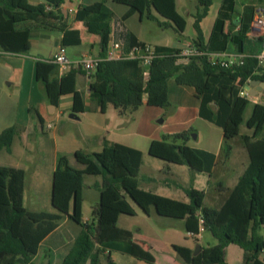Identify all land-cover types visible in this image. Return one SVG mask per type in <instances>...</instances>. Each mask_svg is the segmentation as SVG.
<instances>
[{
	"label": "trees",
	"instance_id": "trees-1",
	"mask_svg": "<svg viewBox=\"0 0 264 264\" xmlns=\"http://www.w3.org/2000/svg\"><path fill=\"white\" fill-rule=\"evenodd\" d=\"M114 2L128 7L121 21L136 12L140 19L145 17L155 21L159 27L172 28L180 36L185 30L186 22L177 12L175 0ZM197 2L202 11L197 12L194 18L192 44L207 53H224L231 45L235 53L245 55L242 65L223 69L200 57L180 65L176 57L178 49L154 46L156 57L147 69L134 59L102 61L89 75L98 84L95 90L90 89V97L98 105H108L115 110H136L146 95L148 106L168 108L170 81L175 86L189 88L199 100V117L222 130L223 158L229 157L230 142L236 136L241 137L248 152L249 164L221 208L205 207L203 191L185 188L168 180H164V184L181 189L188 202L140 189L137 179L141 152L116 143L105 144L100 152L92 155L76 151L74 158L83 169L70 166L65 156L58 158L52 173L50 196L51 205L58 213L27 210L22 204L25 172L0 166V264H33L40 244L53 234L64 217L81 230L60 264H100L101 256L111 251L121 252L146 264H157L153 254L133 240L130 231L117 227L119 215H134L126 198L146 215L154 209L162 218L184 220V230L193 237L203 231L216 240L215 245L201 248L196 256L186 247L173 245L172 249L183 264H226L229 245L242 249V264H264V258L260 259L264 254V100L253 104L248 119L244 120V112L250 102L238 95L248 80L264 82V69L257 57L263 50L264 39L258 36L252 42L254 47L245 50L253 9L247 7L238 14L235 0H221L210 35L205 40L200 22L207 15L212 1ZM62 3L63 0H43V3L33 5L28 0H0V54L17 57L28 52L29 26L34 23L60 30V47L79 45V31L69 29L51 11ZM153 11L165 21H159ZM75 20L84 23L88 33L99 37L101 58L105 57L110 36L121 44L123 54L133 47L145 45L128 31L114 30L105 0L78 8ZM226 23L228 29L224 32ZM236 26L237 30L233 32ZM58 69V65L47 59H38L35 64V79L43 85L48 104L55 106L61 96L71 94L72 114L85 112L83 96L72 89L71 80L77 73H86L73 69L60 78ZM65 78L70 81L63 84L61 81ZM220 88L225 90V95H220ZM227 92L231 94L230 101L225 98ZM16 134L13 126L0 131V150L9 152ZM189 135V131L164 135L161 140L149 144L148 154L166 164L185 165L193 172L210 176L215 155L188 147ZM87 175L101 177V183L96 186L98 203L92 211L94 225L82 222L83 180ZM105 258L108 264H112L108 255Z\"/></svg>",
	"mask_w": 264,
	"mask_h": 264
},
{
	"label": "crops",
	"instance_id": "crops-1",
	"mask_svg": "<svg viewBox=\"0 0 264 264\" xmlns=\"http://www.w3.org/2000/svg\"><path fill=\"white\" fill-rule=\"evenodd\" d=\"M99 1L101 0H63V3L58 9L51 10L53 11L54 16L60 18L62 23L69 29L79 31L81 40L80 44L77 46H69L78 48V54L68 56L65 53V57L70 61H76L82 57H99V37L88 33L86 25L75 20V13L78 8L89 6ZM105 1L106 6L111 13V25L114 27V30L128 31L132 33L138 41L147 44L139 39L136 34L126 26V22L133 14L126 20L121 21V17L128 9L117 15L114 12V6L118 3H115L114 0ZM28 2L37 5L43 3V0H28ZM259 6H264V0H235V9L238 14H242L247 7H251L254 14V9ZM181 8L184 9L189 17L194 20L197 11H188L184 6H181ZM227 25L228 23H226L223 28L224 32L228 29ZM29 28L30 48L28 52L31 49L41 51L40 49H42L43 46L49 45L50 50L45 59L50 60L60 48L62 32L57 28L38 23L31 24ZM236 30L237 26L232 29L233 32ZM210 32L211 29L208 34L203 32L205 40L209 37ZM258 36H260V34L257 29L253 28L251 21L244 49L247 50L254 47L252 42ZM111 38L113 39L112 36ZM178 42V46L167 47L182 50L187 44L192 43V40L185 41L182 39V41ZM28 52L25 54L27 55ZM25 54L14 58H24ZM218 54L233 55L238 53H235L234 48L229 45L226 52ZM260 54H258V56ZM37 57L38 58H34L28 65V79L31 82L33 81V83L26 87V91L23 93L22 100L26 111L24 119L13 125L17 130V134L13 138L10 151L8 152L5 149L0 150V153L4 150V152L8 154V159L4 162L5 164H1L0 166L21 169L25 172L26 187L23 189L22 195L23 206L25 205L27 193L31 194L33 202H35L36 198L46 200L49 194L50 202L52 173L56 167L58 158L61 156H65L69 165L73 168L83 169V166L78 164L74 158V153L76 151H81L86 155H92L100 152L105 144H121L141 152L140 174L143 164V151H147L148 153V147L152 141L161 140L164 135H173L189 131V140L186 142L188 147L201 149L215 155V163L210 176L205 173L193 172L185 165H172L163 162L162 166L158 165L156 168H152V174H144L142 176L143 184L146 185L142 190L173 200L188 202V199L181 189L164 184L163 181L168 180L176 182L185 188L193 187L197 190L203 191V204L205 207L214 209L221 208L225 200L228 198L230 191L234 188L239 177L249 164L248 152L243 145L241 137L236 136L230 142L231 152L229 157L227 159L223 158V133L220 131V128L199 117V100L194 97L193 92L189 88L172 85L170 87L169 95L170 107L168 108L148 106L146 104V95H144L142 98V105L136 110H115L108 105H98L95 100L91 99L90 89L95 90L98 88V84H96L89 75H81L77 73L71 80L73 82L72 89L79 91L82 94L84 105L87 109L83 113H77L73 114L74 116H70L72 114L71 110L73 106V98L71 94L61 96L55 106L48 104L46 96L41 97L39 95L37 84L40 82H37L35 79V64L38 59L42 60V58H40L42 56ZM186 63L187 62H181L178 64L185 65ZM259 64L260 67L264 69V58L259 60ZM73 69L77 68L75 66H69L65 69L67 71L59 68L58 77H63L68 71ZM79 70L83 71L82 69ZM69 81L65 78L61 82L64 84V82ZM249 83L251 86L249 93L254 96V102H250V109L246 115L244 112V120L248 119L252 105L255 103H261L264 100L263 93L258 91L259 86L255 85L251 80H249ZM222 89L223 88L219 89L220 95H222ZM225 98L230 101L231 94L227 92ZM31 109H34L35 117L30 113ZM159 118H163V120L161 121ZM53 123H55V125H52ZM44 125H46V128L49 130L54 128L50 138L48 136L38 135L39 131L37 128L43 132ZM48 125H50V128H48ZM196 125H198L203 132H199ZM66 126L70 127L64 128ZM191 142L200 145L194 147L191 145ZM34 157L40 162V165L38 167L33 166L30 170L29 166L32 164ZM179 171L187 178H178ZM147 179L150 180L148 181ZM85 180L84 176L82 195L84 190H86L88 195L94 192L96 194H94V199H96L98 203L99 192L96 189V186L101 183V177L100 179H91L88 183ZM128 200L127 202L135 214L137 207L132 201ZM97 203L95 204V207L97 206ZM51 208H53L52 205ZM49 213L54 212L52 211ZM151 214L152 217L157 220L154 229H152V236L142 232H139L138 234L132 233L129 224H126L125 221H123L122 226H119L121 216L124 214L118 216L117 227L130 231L133 240L140 244L144 249L149 250L153 254L157 264H183L181 259L172 249L173 245L186 247L193 251L196 245L205 248L217 243L208 232L200 231L197 237L188 234L184 230V220L162 218L156 214L154 209H151L148 215L150 216ZM82 222L92 223L94 225L95 219L84 218L82 215ZM176 224H178V227H176ZM80 230L81 228L79 226L70 223L67 217H64L53 234L48 236L40 244L37 255L32 260V263L35 264V259H38L39 263L43 264H60ZM206 235H209L210 237H205ZM204 243L207 246H204ZM155 253H160V255L157 256ZM118 254L129 256L116 251H111L109 253L105 252L101 256V258L104 257V263H101L100 261V264H108L105 258L106 255H108L112 264H146L135 258L134 259L137 261H132L126 257H123L122 261H120L118 259L122 255ZM263 258L264 254L260 256V259ZM225 262L226 264H242V249L236 245H229L226 248Z\"/></svg>",
	"mask_w": 264,
	"mask_h": 264
},
{
	"label": "rangeland",
	"instance_id": "rangeland-1",
	"mask_svg": "<svg viewBox=\"0 0 264 264\" xmlns=\"http://www.w3.org/2000/svg\"><path fill=\"white\" fill-rule=\"evenodd\" d=\"M219 2L220 0H212V4L209 8L208 14L204 19H202L201 28L205 34H208L212 27V24L217 14ZM176 6L178 13L183 17V19L186 22V27L183 32V36L178 35L172 28L159 27L155 21L148 20L145 17L139 19V15L136 12L126 22V26L134 34H136V36L139 39L143 40L150 46L153 47L154 45L178 46L179 45L178 41H182V39L185 41H190L195 36V32L192 27L194 20L189 17L187 12L184 11V9H182L181 6H184L188 11L189 10L191 12L197 11L199 13H201L202 7L198 4L197 0H176ZM126 9H128V7L122 4H116V6H114V12L117 15L125 12ZM153 14L156 15L159 21H165L158 14H156V12L153 11ZM40 50L41 51H37L36 49H31L27 55L25 54L24 58L21 57L14 58L13 56L0 54V131L4 130L5 128L13 126L15 123L21 122L24 119L26 111L22 97H23V93H25L26 91V87H28L31 83H33V81L31 82L28 79V75H27L28 67H29L28 65L33 61L34 58H38L37 56H42L40 58H42V60H46L45 58L47 57V53L50 50V46L49 45L43 46L42 49ZM64 52L66 53V55L71 56L74 54H78L79 49L76 47H67L64 48ZM37 85H38L37 91L39 95L41 97H45V91L43 85L41 83H38ZM169 85L171 87L172 85L175 84L172 81H170ZM222 94L225 95V90H222ZM249 109H250V105L247 106L245 110V115L246 113H248ZM30 113L34 115L35 114L34 109H31ZM159 119L163 120V118H159ZM52 125H55V123H53ZM69 127L70 126H66L64 128H69ZM196 128L199 130V132H203V130L198 125H196ZM53 129L54 128L49 130L46 128V125H44L43 132H41L40 129L37 128V130L39 131L38 135L48 136L50 138L52 136ZM191 145L197 147L200 144L191 142ZM143 152L144 154H143L142 169L137 179L140 189H143L144 186H146L143 184L142 176L144 174H152V168L154 169L158 165L162 166L163 163L161 160L151 157L147 153V151H143ZM7 155L8 154H6L4 150L0 153V165L5 164L4 163L5 160L8 159ZM39 165L40 162L37 161V159H35L34 157L32 164L29 166L30 170L33 168V166L38 167ZM178 178H187V177H185V175L179 171ZM85 179H86L85 181L88 183L91 179H100V177L87 175L85 176ZM25 187H26V181L24 183V188ZM94 194L95 193L92 192L90 195H88L86 190H84L83 192L84 199L82 205V215L84 218L93 219L92 211L95 207V204L97 203V200L94 199ZM25 199L26 201L24 207L29 211L47 212V213L53 211L54 213H58L54 208H51L49 202V194L46 200L36 198L35 202H33L31 198V194L27 193ZM136 209H137L136 213L133 216H128V215L121 216L119 226H122L123 221H125L126 224H129L132 233L138 234L139 232H142L152 236V229H154V225H156L157 220H155V218L152 217V214L149 216L144 214L138 207ZM176 227H178V224H176ZM205 237H210V236L206 235ZM204 246L207 245L205 244ZM155 254L157 256L160 255V253H155ZM118 255H122V254H118ZM123 257H126L127 259H131L132 261H137L130 256H123V255L120 256L118 260L122 261ZM103 261H104V257L101 258V263H104ZM35 262H36L35 264H43V263H39L38 259H35Z\"/></svg>",
	"mask_w": 264,
	"mask_h": 264
},
{
	"label": "built area",
	"instance_id": "built-area-1",
	"mask_svg": "<svg viewBox=\"0 0 264 264\" xmlns=\"http://www.w3.org/2000/svg\"><path fill=\"white\" fill-rule=\"evenodd\" d=\"M112 26V25H111ZM253 28L257 29L260 36L264 39V6H259L254 9ZM156 57L155 48L148 44L142 47H133L127 54H123L121 51V44L115 42L111 36L109 43L107 45L105 57H82L76 61H70L65 57L64 48L60 47L57 53L50 59V61L59 66V68L65 70L69 66H75L77 69H82L87 75L95 72L99 64L104 60H115V59H134L139 62V65L147 69L153 58ZM177 63L188 62L189 59L200 57L206 58L207 61L215 66L223 69L233 68L242 65L245 55L243 54H233V55H222L218 53H207L198 49L194 44L190 43L185 46L184 49L179 50L176 54ZM264 58V49L262 53L258 56L261 60ZM249 80L244 84L247 85ZM239 97L246 99L249 102H254V96H252L247 90L242 86L238 93ZM50 128V125H48Z\"/></svg>",
	"mask_w": 264,
	"mask_h": 264
},
{
	"label": "water",
	"instance_id": "water-1",
	"mask_svg": "<svg viewBox=\"0 0 264 264\" xmlns=\"http://www.w3.org/2000/svg\"><path fill=\"white\" fill-rule=\"evenodd\" d=\"M255 85H258L259 88H258V91L259 92H262L263 95H264V82L263 81H259V80H253L252 81ZM244 89L247 90L248 92L250 91L251 89V86H250V83H248L247 85L244 86ZM252 95V94H251ZM264 98V97H263ZM70 116H74L73 114H71ZM162 121V120H161ZM160 121V122H161ZM201 251V247L200 245H196L193 252H192V255L193 256H196L199 254V252Z\"/></svg>",
	"mask_w": 264,
	"mask_h": 264
}]
</instances>
